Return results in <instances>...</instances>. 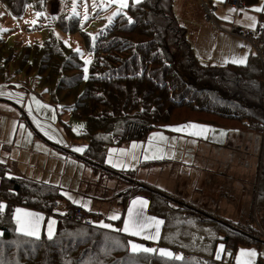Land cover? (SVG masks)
Returning a JSON list of instances; mask_svg holds the SVG:
<instances>
[{"label":"rangeland","instance_id":"rangeland-1","mask_svg":"<svg viewBox=\"0 0 264 264\" xmlns=\"http://www.w3.org/2000/svg\"><path fill=\"white\" fill-rule=\"evenodd\" d=\"M94 1L45 0L40 12H37L40 7L36 11L31 4L19 19L11 17L0 3V29H9L8 32H0V92L3 93L0 95V156L3 146L5 159L9 161V166L4 167L8 171L7 177L29 178L57 187L64 198L57 201L58 209L48 216L47 224L50 220L56 221L55 214L64 215L67 212L66 204L70 202L76 209L85 211L90 218L89 214H97L94 219L96 225L105 223L113 228H121L122 223H116L117 220L109 217L122 214L124 208L120 205L119 196L129 195L127 192H132V183L137 187L141 184L166 190L164 193L182 199L201 213H211L219 222L224 220L228 224H244L256 230L264 243V138L259 135L244 133L222 120L178 111L172 117V124L201 122L210 125L215 132L209 133L206 143L197 142L187 134L166 137V133H151L146 146H151L150 141L152 144L164 145V157L155 161L161 163L151 166L143 160L146 167L129 176L127 171L132 166L127 158L125 170L118 173L124 182L112 172L92 171L79 159L86 155L89 142L81 137L86 123L75 119L74 113H71L77 96L76 91L69 88V82L78 77L81 82L86 80L83 78L84 67H88L89 76L91 63L85 65L84 61L93 60L92 36L108 25L118 11L117 7H99L101 3L94 8ZM182 1L174 0L173 3V14L179 24H183ZM129 2L133 4L131 0ZM205 6L212 10L218 28L212 29L206 21L198 27L197 39L192 44L198 63L206 67L225 68L231 64L241 65L232 63L234 59L247 57V62L249 56H253V50L232 34V28L256 32V26L254 30L249 27L252 21L247 17H254L257 25L258 13L264 12L254 9L264 7V0H258L255 6L240 13L230 11L233 8L217 1H205ZM36 13L42 15L37 17ZM121 15L129 17L124 10ZM32 20L37 23L32 25ZM65 41L70 46H66ZM77 48L83 55L77 54ZM120 126L117 124L116 129ZM231 128L241 133L231 132ZM220 131L227 135L220 136ZM114 135L113 131L108 134L111 138ZM160 135L166 140L160 141ZM240 136H243V143L234 139ZM237 142L241 144L239 147ZM133 144L129 143L126 147L109 146L102 166L112 169V161L122 154V149L126 150L127 146ZM75 148L84 151H73ZM220 150L221 162L216 156ZM47 224L45 238H48ZM55 228L56 224L54 233ZM193 233L190 237L193 246L188 252L193 256L206 260L212 258L224 264H237V259L242 262L248 259L240 256L241 250H255V264L264 263V245L259 249L255 245H238L233 255L224 251L221 258L216 259L219 247L223 245L219 240L223 232L209 224L195 228ZM129 241L170 251L174 255L169 247L151 245L141 238L128 236L129 251Z\"/></svg>","mask_w":264,"mask_h":264},{"label":"trees","instance_id":"trees-1","mask_svg":"<svg viewBox=\"0 0 264 264\" xmlns=\"http://www.w3.org/2000/svg\"><path fill=\"white\" fill-rule=\"evenodd\" d=\"M43 1L0 0V3L11 17L19 19L28 6L32 4L37 11ZM239 1L247 9L258 2ZM173 3L174 0H142L139 5H129V17L114 15L94 35L88 79L81 82L80 77L76 81L70 78L76 83L69 82V88L77 96L71 113L86 123L81 137L89 142L86 155L79 159L94 172H112L115 176L120 173L102 166L109 146L142 143L156 131L174 136L183 134L169 130L185 125L171 123L178 111L222 120L244 133L264 138V80L256 69L255 58L249 57L244 67L201 66L194 55L193 38L175 19ZM258 19L257 29L264 45V13H258ZM115 123L121 126L116 129ZM110 131L115 132L113 138L108 136ZM7 173L0 165V201L7 206L0 212V233H3L0 264H224L188 253L195 228L209 224L223 232L219 240L230 255L238 245H255L258 249L264 245L258 232L244 224L219 222L211 213H201L182 199L132 183V192L128 190L129 195L119 196L124 210L116 223H123L126 203L144 197L148 200V214L164 221L157 244L169 247L175 255L179 253L183 260L132 253L127 234L99 227L94 223L97 214H89L88 225L75 222L72 214L76 207L70 202L64 215H54L56 228L51 240L44 236L38 240L26 237L14 227L15 210L48 217L54 214L55 203L64 197L56 186L29 178H8ZM117 178L124 182L123 178Z\"/></svg>","mask_w":264,"mask_h":264},{"label":"snow or ice","instance_id":"snow-or-ice-1","mask_svg":"<svg viewBox=\"0 0 264 264\" xmlns=\"http://www.w3.org/2000/svg\"><path fill=\"white\" fill-rule=\"evenodd\" d=\"M131 2L135 5H139L142 3V0H131ZM217 2H223V0H217ZM111 4L117 5L118 11L114 13V15L121 14L124 9H127L129 7V0H101V4L99 7L106 8L110 6ZM97 4H93V7H97ZM230 11L234 12L236 9H230ZM254 11L256 12H264V7H258L255 8ZM73 12H75V5L73 7ZM2 15V14H0ZM42 13H36L37 17H40ZM249 20L252 21V23L249 25L250 28L253 30L255 29L256 26V20L254 17H247ZM85 19H87V16H85ZM133 21L131 18H129V23L131 24ZM32 25H35L37 23L36 20L31 21ZM9 29H0V32H8ZM96 37L92 36V40L95 41ZM66 46L68 45V42H64ZM243 46V45H241ZM77 54L83 55L80 52V49L77 48L75 50ZM247 60V57H242L239 59H234L231 62L236 63V64H245ZM85 65H88L91 63L89 59H85L84 61ZM84 79H88V67H84ZM3 93L0 92V95ZM52 119H55V116L52 117ZM83 127V125H81ZM170 131L173 132H178V133H186L187 135L195 136V137H203L205 139L208 138V133L210 132H215L214 129H211L208 126L204 125H197V124H187V125H182L179 127L171 128L169 129ZM220 136H225L227 135L226 132L220 131L219 132ZM160 141H165L166 138L163 135H160L159 137ZM153 139H156V137H153ZM151 143V141H150ZM135 147V145L133 146ZM73 151L76 152H83V149L80 148H75ZM149 158H163V156H154V157H149L148 155H145V159ZM110 162H111V157H110ZM0 163H4V161H0ZM113 166H117V164H113ZM11 178V177H9ZM71 199V197H68ZM148 205L147 200L143 199H135L132 201L131 206L129 207L127 211V219L123 222V227L122 228H113L112 225L105 224V223H100L99 227L104 228V229H110L112 231H118V232H123L129 236L133 237H140L145 240H152V241H157L159 238L160 234V226L164 223L162 220H158L156 218H151V217H145L143 209L146 208ZM83 206V205H81ZM7 206L0 203V212H3ZM90 210V209H89ZM63 215V213H61ZM14 219L15 223L17 225L16 231L19 232L22 235L33 237L35 239H40V229H41V224L42 221L44 220V217L32 213V212H27L22 209L17 208L14 213ZM111 220H118L120 219V216L117 214H113L112 216L109 217ZM56 224L55 220H50L47 224V237L49 240L53 238L54 235V226ZM151 229H154V231H150ZM3 233H0V236H2ZM131 251L132 253H153V254H158L161 257H167L169 259H175V260H183L184 258L179 255H173L170 251H166L163 249H153L149 247H144L143 245L134 243L129 241ZM224 252L223 245L219 247V250L216 254V259L221 258V254ZM240 256L242 257H247L248 259L246 261H241L240 259H237V264H255V257L257 256V253L255 250H241Z\"/></svg>","mask_w":264,"mask_h":264},{"label":"crops","instance_id":"crops-1","mask_svg":"<svg viewBox=\"0 0 264 264\" xmlns=\"http://www.w3.org/2000/svg\"><path fill=\"white\" fill-rule=\"evenodd\" d=\"M205 1H207L208 3H212V2H214V1H217V0H200V2L198 3V2H192V1H190V0H183L182 1V5H183V12H182V23L183 24H179L178 22V24L179 25H181V27H183L184 29H186V30H188L189 31V34L191 35V37L193 38L192 39V44H193V42H194V44H195V41H196V36H197V31H198V27L199 26H201V24H203V23H205V21L206 22H208V19H207V13H209L210 14V17L214 20V18L212 17V14H211V11L212 10H210V9H208V8H206V6H205ZM96 4H100L101 3V0H95L94 1ZM225 2H226V0H223V2H221V3H223L224 5H225ZM220 3V2H219ZM129 5H131V3L129 2ZM110 6H112L113 8L114 7H117V5H115V4H111ZM226 6V5H225ZM203 10H204V12H205V16L203 15ZM213 10H215V9H213ZM124 12L126 13V15L128 14L127 13V9H124ZM240 12H242V11H240ZM240 12H238V13H240ZM195 16H197V18H195ZM176 19V18H175ZM104 20V19H103ZM103 20H101L100 22H103ZM177 21V20H176ZM258 22H259V19H258ZM258 22H257V25H256V32H257V26H258ZM209 23V22H208ZM214 23H216V21L214 20ZM210 25H211V23H209ZM218 24V23H217ZM216 24V25H217ZM209 25V26H210ZM218 26V25H217ZM211 27V26H210ZM212 28V27H211ZM103 29H104V26H103ZM213 29V28H212ZM216 29H217V27H216ZM233 30H232V34L234 35V36H236V38L239 40V41H241L242 43H245V44H247L252 50H253V56L252 55H250L249 57H254L255 58V60L257 61V62H255L256 63V69H258V70H260V72L262 73V77H263V80H264V61L263 62H261L258 58H257V56H256V49L254 48V46H253V44L250 42V41H247V39H242L239 35L240 34H242L243 32L244 33H246V34H255L256 32L254 31V33H252V32H246L245 30H239V29H235V28H232ZM100 30H102V29H100ZM100 30H98V31H100ZM215 30V29H214ZM97 31V32H98ZM259 42V44H260V47H261V49H263L262 51H264V45H263V43L261 42V37L259 36V38H258V40L255 42V43H258ZM194 50V49H193ZM194 55H195V53H194ZM249 59V58H248ZM255 63H253L254 65H255ZM246 64H248V61L245 63V65ZM231 65H234V64H231ZM231 65H229V66H231ZM245 65H236L237 67H244ZM228 67V66H227ZM215 68V67H214ZM218 68H220V67H218ZM226 68V67H225ZM220 69H222V68H220ZM226 123V122H225ZM187 124H190V123H186L185 125H187ZM191 124H197V125H204V124H202L201 122H195V121H191ZM226 124H228V123H226ZM179 126H182V125H179ZM204 126H210V125H204ZM241 131V130H240ZM157 133H166L165 131H156ZM231 132H234V133H241V132H236L235 131V129H233V128H231ZM152 133V132H151ZM151 133H150V135H151ZM153 133H155V132H153ZM152 133V134H153ZM183 134H186V133H183ZM149 135V136H150ZM246 135V134H245ZM147 137V139H145V141L144 142H142V145H140L139 144V142H136L135 144H133V145H131V146H127V148H126V150L125 149H122V151H121V153L122 154H120L119 156H117V158L114 160V161H112V164H111V167H112V169L113 170H115V171H117V172H120V171H123V170H125V163L127 162V158H129V161L131 162V166L132 167H130V171H127V172H135V173H137V170L138 171H141V168H145L146 166L144 165V163H143V160H145V162L146 163H148V164H150L151 166L152 165H154V166H157V165H159L161 162H155V161H159V160H161V158H149V159H145V155H148L149 157H154V156H163L164 157V153H165V151H164V148H163V146L164 145H157L156 143L155 144H152V143H149V145H151L150 147H147L146 145V142L150 139V137ZM167 136H173V135H169V134H166V137ZM187 136H191V135H187ZM209 133H208V138L207 139H205V138H203V137H195V136H192L194 139H195V141H197V142H204V143H206L207 141H208V139H209ZM191 137V138H192ZM241 137V138H240ZM239 138H234V139H236L237 141L239 140V141H241V143H243V136H240ZM234 141V140H233ZM122 145H125V147H126V145H128V144H122ZM121 145V146H122ZM135 145V147H133ZM237 147H239V145H241L240 144V142H237ZM121 146H118V147H121ZM142 147V148H141ZM5 149H4V147L2 146V148H1V153H2V156H0V161H4V163H0V165L1 166H3V167H5V166H9V161L8 160H6L5 158H7V157H5V155H6V153H5V151H4ZM164 152V153H163ZM221 153H222V150H220L219 152L217 151V153H216V156H218L217 158V160L218 161H222V159L220 158V155H221ZM124 156H126V157H124ZM121 160H123V164L121 163ZM151 161H153V162H151ZM117 164V166H113V164ZM14 164V163H13ZM174 165V164H173ZM151 166H149V167H151ZM157 189V188H156ZM158 190H161V191H163L162 189H158ZM178 191H180V189H178ZM163 192H166V190L165 191H163ZM177 195V194H176ZM137 199H143V198H141V197H138ZM135 200V199H134ZM143 200H147V199H143ZM133 201V200H132ZM132 201H130V204L128 203V209H129V207L131 206V204H132ZM148 201V200H147ZM128 209H126V213H125V219H123V222L127 219V211H128ZM147 209H149V207H148V205H147V207L146 208H144L143 209V212H144V215H145V217H151V218H156V219H158V220H161V219H159V218H157V217H155V216H150L149 214H148V212H147ZM27 212H29L28 210H27ZM33 213V212H32ZM41 216H43L44 217V220L42 221V224H41V229H40V237H42V236H44V237H46V235H45V228H46V224H47V221H48V217H46V216H44V215H42L41 214ZM122 226H121V228L123 227V223L121 224ZM14 227H16L17 228V225H16V223H15V226ZM161 230H162V225L160 226V234H161ZM150 231H154V229H151ZM19 233V232H18ZM20 234V233H19ZM125 234V233H124ZM160 234H159V238H160ZM22 235V234H21ZM126 235V234H125ZM25 236V235H24ZM127 236H129V235H127ZM26 237H28V236H26ZM129 237H133V236H129ZM30 238H33V237H30ZM135 238H137V239H140V237H135ZM159 238H158V240H159ZM142 239V238H141ZM143 241H145V242H147V243H151V245H154V244H156V245H158L157 243H158V240L157 241H152V240H145V239H142ZM176 255H177V253H176ZM174 256H175V253H174Z\"/></svg>","mask_w":264,"mask_h":264},{"label":"built area","instance_id":"built-area-1","mask_svg":"<svg viewBox=\"0 0 264 264\" xmlns=\"http://www.w3.org/2000/svg\"><path fill=\"white\" fill-rule=\"evenodd\" d=\"M225 5L230 6L233 9H236V12H240V11L246 9L244 4L241 3L239 0H226ZM207 19H208V22L211 23L210 26L213 29H215L216 27L218 28V26L216 25L217 23H214V20L210 17L209 13H207ZM259 34H260V31L257 30V32L255 34H246L243 32L239 36L242 39H247V41H250L253 44L254 48L256 49L255 52H256L257 58L261 62H263L264 61V51H262L263 49H261L259 42L255 43L258 40L259 36H261ZM55 209H58L57 203H55V205L53 207V210H55ZM72 219L75 222H80V223L85 222L87 225L91 221V218L86 214V212H84L81 209H75V211L72 214Z\"/></svg>","mask_w":264,"mask_h":264}]
</instances>
